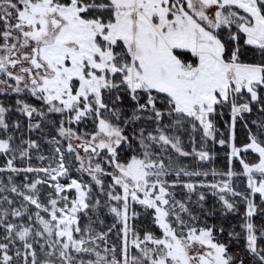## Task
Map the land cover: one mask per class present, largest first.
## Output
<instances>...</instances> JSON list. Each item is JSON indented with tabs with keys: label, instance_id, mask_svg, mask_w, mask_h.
Returning <instances> with one entry per match:
<instances>
[{
	"label": "snow or ice",
	"instance_id": "6c2138e0",
	"mask_svg": "<svg viewBox=\"0 0 264 264\" xmlns=\"http://www.w3.org/2000/svg\"><path fill=\"white\" fill-rule=\"evenodd\" d=\"M0 156V264H264V0H0Z\"/></svg>",
	"mask_w": 264,
	"mask_h": 264
},
{
	"label": "trees",
	"instance_id": "16d2710c",
	"mask_svg": "<svg viewBox=\"0 0 264 264\" xmlns=\"http://www.w3.org/2000/svg\"><path fill=\"white\" fill-rule=\"evenodd\" d=\"M50 130H51L50 127H45L44 128V132L45 133L49 132ZM39 135H40V133H32L33 138H36ZM238 137L240 139L243 138V131H241L239 129H238ZM47 148H48V146L47 145H44L45 154L47 153ZM226 151H227L226 148H221L219 145H217L215 147V152H216V159H215V161L212 164L205 163L203 165V167L205 169H207V168H210V167H213L214 166L217 169H225L226 168V160H225V155L224 154H225ZM3 162H4V157L3 156H0V164H3ZM192 162L193 161L191 160V158H187L185 160V163L191 164ZM33 163H37V162L34 160ZM236 167H237V169H239V165H237ZM85 178L87 179V177H85ZM20 179H23V177L22 176L21 177H18V181ZM208 179H212V178L209 177ZM236 184H237L238 187H242L243 186V181L242 180H237L236 181ZM214 200H215L214 197L209 196V204L213 203ZM235 222H236L235 221V218H230L229 220H223L218 215L217 216H214V217H211L208 220V223H210V224H212V223L217 224V225L223 224L225 228H228L231 223H235ZM136 223H137V225H139L141 223L146 224V218L142 216L141 219L139 221H137ZM226 235H227V232L225 233V236Z\"/></svg>",
	"mask_w": 264,
	"mask_h": 264
}]
</instances>
